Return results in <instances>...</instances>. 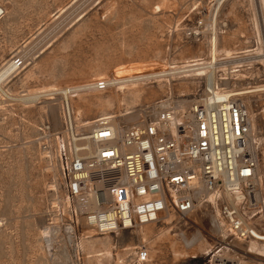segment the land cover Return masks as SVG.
Wrapping results in <instances>:
<instances>
[{
    "label": "rangeland",
    "instance_id": "rangeland-1",
    "mask_svg": "<svg viewBox=\"0 0 264 264\" xmlns=\"http://www.w3.org/2000/svg\"><path fill=\"white\" fill-rule=\"evenodd\" d=\"M260 7L255 0L220 4L219 0H0V69L16 58L23 60L0 89V264H97L101 243L106 241V234L88 230L95 228L86 223L68 192L64 157L68 137L59 98L45 94L25 103L21 97L42 94V88L51 86L117 82L129 72L157 75L170 71V64L192 58L208 61L215 21L217 47L239 56L223 59L220 72L240 64L237 68L244 75L230 77L227 85L235 89L262 85L264 17ZM98 76L102 80L94 81ZM168 77L172 80L168 91L155 81L159 77L142 80L137 95H122L116 84L107 90L83 91L87 101L82 103L83 119L107 113L131 124L145 111L156 113L157 105H168L178 110L182 120L204 92L206 74ZM238 96L253 117L254 137L259 141L256 184L264 193V92ZM72 102L76 107L77 97ZM47 115L55 130L61 131V145L57 137L51 150L38 142ZM45 227L52 228L50 237L43 235ZM220 230L215 206L199 204L187 217L170 212L160 222L109 235L118 246L114 253L125 264H139L143 245L150 251L144 264H234L237 257L248 264H264L263 256L248 253L246 243L229 232L225 238ZM84 232L93 237L78 248Z\"/></svg>",
    "mask_w": 264,
    "mask_h": 264
},
{
    "label": "built area",
    "instance_id": "built-area-1",
    "mask_svg": "<svg viewBox=\"0 0 264 264\" xmlns=\"http://www.w3.org/2000/svg\"><path fill=\"white\" fill-rule=\"evenodd\" d=\"M255 6L260 1L255 0ZM13 64L19 68L22 58ZM223 82L206 73L205 90L177 122L176 133L170 126L178 114L168 105H157L156 113L145 111L131 124L101 115L82 133L75 129L72 96L77 90L56 95L68 137V192L89 226L116 234L160 222L170 212L187 217L199 204L214 205L209 196L217 194V218L227 232L244 243L264 241L262 203L255 196L260 191L259 153L252 141L251 111L240 96L219 87ZM113 85L102 81L94 88ZM60 133L47 115L38 131L39 145L51 150ZM71 246L77 256L73 238ZM149 253L142 246L139 260L147 261Z\"/></svg>",
    "mask_w": 264,
    "mask_h": 264
},
{
    "label": "bare ground",
    "instance_id": "bare-ground-1",
    "mask_svg": "<svg viewBox=\"0 0 264 264\" xmlns=\"http://www.w3.org/2000/svg\"><path fill=\"white\" fill-rule=\"evenodd\" d=\"M224 1L225 0H219V4L222 3V2L224 3ZM260 5L262 7V13H263V17H264V0H260ZM1 11H3V10L0 9V13H1ZM257 22H258V20H257ZM212 24H213V27H214V28L212 27L214 29V32H213L212 38L210 40V50H209L210 51V59L208 61L205 60L204 58L188 59V60L183 61L180 64H170V67H169L170 71L163 72V73H160V74H157V75L135 76V74L132 73V72H129V73H126V74H123V75L121 74L120 75V80H118L117 82H115V81L112 82L113 84H116V86H115L116 90L117 91H121L122 95H124V96L126 95L127 92L128 93H132L133 95H134V93L136 95L140 94L141 93V88H142V86L144 84V83L142 84V80H145V79L150 80L149 78H152V77H155V78L159 77L155 81L158 83L160 88L165 90L166 88L168 89V87L171 86V82H172L171 77H168V76L175 77L176 74H177V76L179 78H182V77L183 78H188V77L192 76L193 74L198 76V75H204L206 73L211 72V73L215 74L217 79L225 80V83L222 84V85H219V87L221 89H223V91L225 93L230 94L231 96H235L236 97L238 95H242L243 96V95H246V94H250L252 92H264V84L256 85V86H252V87H242L241 89L240 88L239 89H235L232 86L227 85V82L229 81L230 77H235L234 79H238V77L243 75L240 72L241 69L237 68L238 66H242V65L238 64V66H233V68H226L225 67L224 68V72H222V73L220 72L221 68H219V67H221L220 66L221 63L224 65V62L222 61L223 59H232V58H236V57H239V56H238L237 52H233V51L227 50V49L220 50L219 46L217 47L216 21L214 23H212ZM257 27L259 29V25H257ZM260 32L261 31H259V33ZM261 38H262V36L260 35L259 39H261ZM249 51L250 50H246L245 52L246 53H250ZM219 61H220V64H218ZM196 67H198V68H196ZM187 69H190L191 71L187 70ZM15 70H16V67L13 64V61L7 63L4 67H2L0 69V89H2V87H3L2 84L5 83V81L10 77V75H12L15 72ZM189 72H191V73L193 72V74H191ZM140 73H142V72H140ZM182 73H185V75H178V74H182ZM102 78H103V76H100V77L98 76V77H96L94 79V81H100V80H102ZM94 86H95L94 84H92V85H84V86H75V87L68 86V87H64V88H58L57 86H51L49 88H42L40 90V92H42V94L41 93L37 94V95H35V94L31 95L30 94L29 96H27L25 94L26 96H24L23 99H26L27 101H30L32 99L36 100L37 98L42 97L45 94H46V97L50 96L49 99H51V97L52 98H56L57 97L56 95L59 94L60 92L65 91V90L70 89V88H74L75 90H77L75 95L72 96V98L73 97H77L76 107H73L74 120H75V129L77 131H79L81 127L87 126V127L90 128V126L93 123V120H91V119H86V120L83 119V113H85L84 112L85 108H83L82 103L84 101H86L84 99L86 94H84L85 92H83V91H86L88 89L94 88ZM47 91H49V92L46 93ZM123 100H126V97L123 98ZM176 111H178V110H176ZM102 115L109 116L107 113H104ZM110 117H114V116L110 115ZM181 118H182V116H181ZM181 118L178 115H176L175 118L171 121V126L170 127H171V130L173 131V133H176V124H177L178 121L181 120ZM251 120H252V134H253L252 141L254 143V147L258 149L259 141L254 137V132H253L254 124H253L252 115H251ZM79 132H81V131H79ZM57 140L59 141V144H60V141H61L60 137H58ZM255 196L262 203V212H263V214L260 215V217H263L264 216V193L261 190V191L257 192L255 194ZM217 199H218V195L217 194H212V195L209 196V200H210L211 203L214 204V206L216 208L217 216H218L219 215V211L217 210ZM68 200H67V204H70V202ZM65 204L66 203H64V205ZM65 207H67V206H65ZM217 220H218V218H217ZM218 221H219V226H220V229H221L220 231H221L222 235L226 238L227 237V234H226L227 231L224 230L225 229L224 223L221 220H218ZM215 222H216V219H215ZM68 228H73V226H70ZM51 229H52L51 227H45V229L42 232L43 235L47 237L48 234L51 233ZM88 230L90 232H92V234H95V233L98 234V235L106 234V236H105L106 237V241L101 243L103 245V248L100 250V253H99L98 257L96 258L97 264H125L124 259L121 258L119 254H115L114 253V250L115 249L117 250L118 246H117L116 242L113 241V238H112L111 235H109L108 233H99L98 231H96V229H91L90 228ZM52 233H53V230H52ZM50 236L51 235H49L48 237H50ZM91 237H93V236L90 233L84 232L82 234V236H81L80 241L77 242L78 248H81L82 246H84L85 243L88 241V239L91 238ZM201 244L202 245L204 244L203 240H201ZM226 249H227V251L228 250L231 251L230 246H226ZM246 251L248 253L264 257V241H259V240H256V239L249 240L246 243ZM138 256H139V253H138ZM237 260L238 261L236 263H234V264H248L246 261H244L240 257H237ZM138 262H139V264H144L143 262H141L139 260V258H138ZM213 264H215V263H213ZM218 264H223V263L220 262Z\"/></svg>",
    "mask_w": 264,
    "mask_h": 264
}]
</instances>
